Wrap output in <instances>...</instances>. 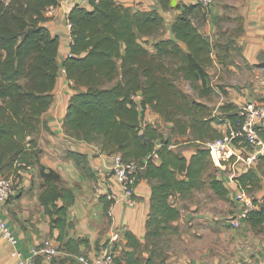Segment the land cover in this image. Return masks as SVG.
I'll use <instances>...</instances> for the list:
<instances>
[{
    "label": "trees",
    "instance_id": "obj_1",
    "mask_svg": "<svg viewBox=\"0 0 264 264\" xmlns=\"http://www.w3.org/2000/svg\"><path fill=\"white\" fill-rule=\"evenodd\" d=\"M160 1L164 10L172 7L171 0ZM58 2L0 0V177L21 178V171L28 165H38L43 178L40 200L50 216L51 232L55 228L60 231L55 239L60 251L78 256L83 254L80 245L89 243V239L70 236L76 222L68 218V211L76 200L75 191L56 169L41 163L42 149L36 137L42 128L49 129L42 116L53 102L58 79L60 38L46 25L50 17L45 12ZM90 3L92 9L76 4L68 16L72 41L63 67L76 87L86 88L71 95L65 130L70 139L98 143L108 153H121L124 162L135 161L132 186L141 179L151 183L147 243L127 231L125 244L130 249L123 251L116 264H162L168 251L164 255L159 252L160 238L166 231L177 230L173 222L181 214L170 198L203 185L212 154L206 143L221 132L211 119L195 116L181 131L185 134L192 127L198 142L188 158L171 147L172 140L154 123L144 120V111L152 108L166 119L178 121L174 110L188 105V95L177 87L173 73H168L169 61L194 86H199L201 79L202 85L207 83L208 67L213 63L212 45L191 15L203 5L198 1L186 4L172 22V36L154 41L152 51L150 37L164 32V14L157 9L133 10L116 0ZM138 94L139 102L135 99ZM232 110L228 118L234 124L240 114L236 106ZM67 156L86 176H97L86 153L68 150ZM259 176L253 168L239 173L238 188L254 187ZM209 183L216 194L228 195V186L217 174L210 176ZM107 197L101 199L104 212L110 215L116 198ZM244 221L253 226L264 223V206L251 209ZM140 252L147 253L144 262ZM64 262V258H55L50 264Z\"/></svg>",
    "mask_w": 264,
    "mask_h": 264
},
{
    "label": "crops",
    "instance_id": "obj_2",
    "mask_svg": "<svg viewBox=\"0 0 264 264\" xmlns=\"http://www.w3.org/2000/svg\"><path fill=\"white\" fill-rule=\"evenodd\" d=\"M118 3L131 7L133 10L157 9L164 14L166 23L164 32L159 36H151V42L160 37L169 38L172 36L171 26L176 15L185 9L186 4L196 3L197 0H176V5L168 10H164L160 0H116ZM76 4L84 5L92 9L90 0H59L56 10L49 15L50 19L46 25L55 35L60 38L59 45V72L56 86L53 90L54 99L50 107L44 112L43 119L47 122L49 129L42 128L36 135L39 147L42 149L40 161L46 166L53 167L63 177L64 183L72 187L76 194L74 204L69 208L68 218L73 219L76 224L70 229V236H84L89 239V243L80 245L81 253H86L90 258L98 254L100 245H105L114 232L120 233V239L113 241L112 249L120 255L122 251L130 249L125 244V233L132 231L141 240H144L147 228L146 220L151 207L152 188L147 179H141L134 187L135 197L127 195L121 185L119 177L114 172V153H108L102 149L98 143H88L81 140L70 139L65 130V117L68 110L70 97L78 90L85 89L84 86L76 87L74 82L67 76L63 67L64 60L71 51L72 32L69 24V12ZM172 4V0H171ZM230 4L235 7L244 18L245 33L242 37L243 57L246 63L261 70H255L256 75L248 83L249 85L238 83L232 86L228 102L243 105L248 100L256 98L258 93H264V79L261 75L264 70V0H219L216 10L221 6ZM221 5V6H220ZM219 6V7H218ZM234 64L218 63V68L227 66L240 68V72L246 69L245 62ZM221 66V67H220ZM242 69V70H241ZM263 69V70H262ZM260 72V73H259ZM242 85V87H240ZM229 86V85H227ZM226 86V87H227ZM238 88V89H237ZM237 91H235V90ZM139 102L141 95H136ZM145 121H152L153 112L151 108L145 109ZM264 134V127L261 131ZM68 150H75L86 153L89 157L90 165L97 176L90 178L86 176L76 162L67 156ZM195 151H184L190 157ZM264 167V165L262 166ZM37 166L30 167L17 180L16 192L0 206V214L4 217L18 235L19 243L15 247L0 237V264H19L18 256L15 253L17 248L23 256L33 255L34 248L46 237L56 239L60 233L58 228L51 232L50 216L45 212L40 200L43 178L38 176ZM258 170V169H257ZM224 170L218 172V177L222 178L229 187L232 182L231 194L237 197L241 190L238 188L236 180L228 178ZM215 193L213 189L207 188ZM204 190V189H203ZM196 191L188 194L176 193L171 196V202L178 207L181 214L173 223L181 235L186 227H192V231L200 234L198 224L208 222L209 216L218 218L209 211H202L201 205L192 203L186 205L181 203L180 198H186ZM264 192L262 190L261 194ZM113 194L115 203L110 208V215L104 212L103 195ZM264 194V193H263ZM108 198V197H107ZM190 209V210H189ZM119 241L123 245L118 244ZM120 248H115V245ZM107 244V243H106ZM217 246V247H216ZM227 245H179L176 247L174 255L170 256L164 264H243L242 255L239 250L249 252V250L238 249V253L233 258L226 256ZM262 253L256 259L255 253H247L249 258L245 259L247 264H264V245H260ZM223 254V255H222ZM74 256V257H73ZM76 254L67 251H60L57 260L65 259L64 264L77 262ZM39 264H50L43 258H39Z\"/></svg>",
    "mask_w": 264,
    "mask_h": 264
},
{
    "label": "rangeland",
    "instance_id": "obj_3",
    "mask_svg": "<svg viewBox=\"0 0 264 264\" xmlns=\"http://www.w3.org/2000/svg\"><path fill=\"white\" fill-rule=\"evenodd\" d=\"M218 2L219 0H216L211 7L202 6V8H196L191 13L194 22L204 32L212 45L213 63L208 67L209 75L206 77L207 83L202 85L201 79L197 82L199 86H194L190 80L183 78L180 73H177L175 71L176 65L169 61V67L167 68L169 71L168 73L171 75L173 73V78L177 87L188 95L189 103L184 109L177 108L174 110L176 118L179 119L178 121L166 119L165 116L151 108L153 112L151 122L164 133L166 138L172 140L173 144L171 147L183 155H185L184 151L196 150L198 142L194 139L192 127H188L187 133H181L182 127L184 125H190L195 116H203L211 119L213 125L222 128L230 122L228 114L234 106H236V110L239 112L249 101L260 100L264 97V93H258L256 98L248 100L243 105H237L226 100L228 96H230L232 86L238 83L249 85L248 83L257 73L255 70L259 71L261 69L246 63L244 60V48L241 41L245 33L243 16L230 4L225 6L220 5L221 7L218 6L219 9L216 10ZM153 43L154 42H151L150 40L149 48L152 51L154 50ZM243 61L245 62L246 69L241 72L238 67L234 70L233 68H230V66H227L226 71H224V68L221 66V68L217 67L218 63L234 64L237 66H239L238 63H241V65L245 66L242 64ZM261 77L264 79V70ZM240 87H242V85ZM145 115L144 112V117ZM261 134L264 137V134ZM213 140L207 141L206 145L210 147L209 143ZM237 148H241L242 150L244 148L240 155L241 157H244L245 160L242 161L238 155H232L231 157L224 159L212 150V154L209 157L207 164V171L204 175L205 181L203 185L193 189L190 193L196 189L201 191H196L186 198H180L181 203L189 206L196 202V204L198 203L201 205L200 210L214 213L218 218H212L209 216L211 221L209 220L203 224H198L200 234L193 232L192 227L184 228L183 234H185V236L181 235L182 233L179 232L178 228L176 231H166L160 238L161 240L158 245L159 252H162L163 255L168 251L162 264L166 263V260L175 254V249L179 245H227L225 246L227 250L225 254L230 258H233L235 254L238 253V249L236 250V248L241 247V249L249 250V252L239 250V254L243 257L240 262L243 264L248 263L245 260L249 258L247 253H255L256 255L253 256V259L254 257H256V259L262 258L258 255L259 253H262L260 245H264V223L253 226L249 221H244V219H242L240 226H236L233 223L234 219L236 220L241 216V211L243 212L245 210L246 203L236 197L234 193L231 194L232 189H234V187L231 186L232 182L229 183V193L226 197H222L207 189L208 187L212 189L209 183L210 176L218 174L221 170H224V173L222 172L220 174H225L228 178L236 180L239 173H242L249 168L258 169V174L260 175V181L258 184H255L252 188H246L245 190L241 189V192L245 194V197L249 199L255 207L264 206V192L261 194L262 190H264V167H262L264 165V154L249 163L247 161V158L249 157L248 153H252L255 150V147L249 144L246 145V143H241L237 144ZM36 166L38 168L39 176V167L38 165ZM27 167V169L21 171L22 174L33 166L28 165ZM6 178H11L14 181L15 187L17 186V180H19V177L17 178L14 175H9ZM253 199L257 205L253 202ZM8 224L15 233L9 222ZM174 226L177 227L175 224ZM143 241H145L144 243H147V239L145 240L144 238ZM118 244L123 245L122 241H119ZM107 245H100L101 249H99L98 253L106 248ZM120 245H117L116 243L115 248L117 246V249H119ZM61 251H63V249ZM113 251L116 259L123 253L122 251V253L118 255L116 250ZM83 254L86 255V253ZM139 256L144 262L147 253L140 252ZM72 259H76L78 263L71 262L70 264H84L78 257Z\"/></svg>",
    "mask_w": 264,
    "mask_h": 264
},
{
    "label": "built area",
    "instance_id": "obj_4",
    "mask_svg": "<svg viewBox=\"0 0 264 264\" xmlns=\"http://www.w3.org/2000/svg\"><path fill=\"white\" fill-rule=\"evenodd\" d=\"M204 7H211L216 0H197ZM56 5H50L46 9V15H51L56 8ZM71 27V23L68 24ZM240 118L236 123L228 122L225 127L220 128L221 134L211 141L210 147L213 152L221 156L224 159L231 157L232 155H238L243 161L244 157H241V152L244 150L237 148V144L246 143V145H252L255 150L252 153H248L249 157L247 161L250 163L264 154V137L261 131L264 127V97L260 100L249 101L240 111ZM114 172L119 177L123 191L133 198L134 194V171L137 167L135 161L124 162L122 160L121 153H114ZM16 192L14 181L11 178L0 177V205L8 200ZM237 197L246 203L245 210L240 213L238 219H234L233 223L236 226H240L242 219H245L248 212L255 206L252 202L245 197L243 192L238 193ZM108 198H115V196L109 193ZM0 237L13 245H18L19 238L10 228L8 221L0 214ZM120 239V233L114 232L107 242L106 246L100 253L96 254L94 258H90L85 254H80L77 257L84 264H116V256L112 249L113 241ZM15 253L18 256L19 264H39V258H43L47 261H52L60 254L59 245L55 239L46 237L40 241V243L34 248L33 255L23 256L22 252L15 249Z\"/></svg>",
    "mask_w": 264,
    "mask_h": 264
},
{
    "label": "water",
    "instance_id": "obj_5",
    "mask_svg": "<svg viewBox=\"0 0 264 264\" xmlns=\"http://www.w3.org/2000/svg\"><path fill=\"white\" fill-rule=\"evenodd\" d=\"M176 4V0H172V5H175Z\"/></svg>",
    "mask_w": 264,
    "mask_h": 264
}]
</instances>
